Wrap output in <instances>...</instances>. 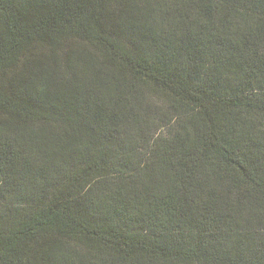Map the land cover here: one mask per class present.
<instances>
[{
  "label": "trees",
  "instance_id": "16d2710c",
  "mask_svg": "<svg viewBox=\"0 0 264 264\" xmlns=\"http://www.w3.org/2000/svg\"><path fill=\"white\" fill-rule=\"evenodd\" d=\"M0 264H264V0H0Z\"/></svg>",
  "mask_w": 264,
  "mask_h": 264
}]
</instances>
